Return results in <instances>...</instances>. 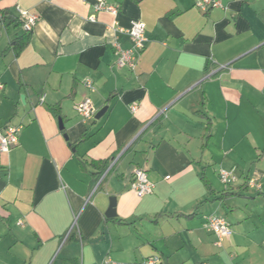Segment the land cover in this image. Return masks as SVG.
Masks as SVG:
<instances>
[{"label":"crops","instance_id":"crops-1","mask_svg":"<svg viewBox=\"0 0 264 264\" xmlns=\"http://www.w3.org/2000/svg\"><path fill=\"white\" fill-rule=\"evenodd\" d=\"M103 1L117 14L98 0H0V129L23 126L0 153V264H264V0L206 12L200 0ZM17 7L39 18L19 54ZM133 20L148 41L129 70L114 43L132 47ZM85 98L105 114L84 121ZM105 160L97 178L91 162ZM140 169L155 184L143 198ZM211 217L231 228L221 244Z\"/></svg>","mask_w":264,"mask_h":264},{"label":"built area","instance_id":"built-area-1","mask_svg":"<svg viewBox=\"0 0 264 264\" xmlns=\"http://www.w3.org/2000/svg\"><path fill=\"white\" fill-rule=\"evenodd\" d=\"M220 6L219 0H200L197 4V7L202 11H208L211 8H216ZM17 12L20 17V21L23 24L24 30L27 32H32L34 26L38 21V16L24 10L20 7H17ZM96 11H107L112 14H117L118 9L114 6H107L103 0H98V3L95 5ZM94 20V18H93ZM130 40L132 41V47L129 49H124L120 43L115 42L114 48L118 55L117 66L119 68H128L129 70H135L138 64V58L141 52L144 50L148 38L146 37V26L140 20H133L131 22L130 28L126 31ZM229 68V65H222L218 68H213L209 72V76L215 75L218 71ZM87 87L93 90V83L91 81L87 82ZM3 89V84L0 82V90ZM76 111L79 116L84 121H90L95 119L97 114V109L95 108L92 100L90 98H85L81 102L77 103ZM137 106L132 107V111H136ZM23 126H6L0 129V153H9L14 147L19 144V137L22 131ZM219 178L221 182L226 186L230 187L237 181V175L235 169L226 170L221 169L219 172ZM169 179V178H167ZM250 187L260 188L259 185L255 183L254 180L248 182ZM132 190L140 198L151 195L154 193L155 184L152 183L148 176L147 172L144 170H137L134 175V181L131 185ZM204 228L215 234L218 238V244H221L226 238L231 236L232 231L227 223V221L221 217H211L206 220L204 223ZM155 260L151 259L146 262V264H155ZM101 264H118L112 259L108 258Z\"/></svg>","mask_w":264,"mask_h":264},{"label":"trees","instance_id":"trees-1","mask_svg":"<svg viewBox=\"0 0 264 264\" xmlns=\"http://www.w3.org/2000/svg\"><path fill=\"white\" fill-rule=\"evenodd\" d=\"M7 15H8L7 12H3V14H2L3 19ZM31 34H32V32L25 31V34L22 37H20L19 39H17V41L14 44L15 51H16L17 54H19L27 46V44L30 42ZM91 165H93L96 168H99V172L96 175H97V178H100L107 171V169L109 168L110 161L109 160L108 161L107 160H105V161H98V162L92 161L91 162ZM202 180L204 181V183L206 185L208 184V182H207V180H206V178H205L204 175L202 176ZM228 193H230V189H226V191L223 194V196H226ZM223 196H222V198H223ZM116 221L119 222V223H122V224L123 223L124 224H128V225H131L132 224V222H129V221H126V220H119L118 219ZM149 260H151V259H149ZM160 264H163V263H160Z\"/></svg>","mask_w":264,"mask_h":264},{"label":"water","instance_id":"water-1","mask_svg":"<svg viewBox=\"0 0 264 264\" xmlns=\"http://www.w3.org/2000/svg\"><path fill=\"white\" fill-rule=\"evenodd\" d=\"M107 111V108H104L103 110H101L100 112H98L97 114H96V119H99L100 117H102L104 114H105V112ZM116 204H117V198L116 197H111L110 198V206H109V209H108V211H107V213H106V217L107 218H114V217H116L117 216V214H116Z\"/></svg>","mask_w":264,"mask_h":264}]
</instances>
